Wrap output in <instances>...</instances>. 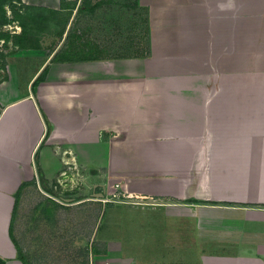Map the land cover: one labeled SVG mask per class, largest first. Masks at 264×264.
Listing matches in <instances>:
<instances>
[{"label": "crops", "instance_id": "crops-1", "mask_svg": "<svg viewBox=\"0 0 264 264\" xmlns=\"http://www.w3.org/2000/svg\"><path fill=\"white\" fill-rule=\"evenodd\" d=\"M134 1L148 57L56 61L17 43L0 59V264H23L20 192L77 175L122 192L98 218L113 264H264V0ZM181 51L201 67L223 52L220 74L180 68Z\"/></svg>", "mask_w": 264, "mask_h": 264}, {"label": "rangeland", "instance_id": "rangeland-1", "mask_svg": "<svg viewBox=\"0 0 264 264\" xmlns=\"http://www.w3.org/2000/svg\"><path fill=\"white\" fill-rule=\"evenodd\" d=\"M80 3V7L76 6L74 10L68 8L60 12L31 9V20L22 19L21 14L29 8H25L19 0L11 3L14 9L6 4L5 24L0 25V59L12 51L14 44L27 43L19 36L13 37L22 29L34 35L35 42L41 43L44 49H63L67 57L74 59L82 56L148 57L151 54L145 36L144 12L134 0H80ZM63 28L64 32L59 35ZM93 46L97 49L92 50ZM203 53L200 52V55ZM208 54L216 56V59L209 61ZM222 54L207 52L203 67L191 61L192 52H176L172 58L178 61L180 68L184 66L197 74L206 66L214 77L220 74L218 64ZM169 70L174 72L177 68L170 67ZM84 173L93 171L84 170ZM84 173L81 172L82 175ZM78 176L62 190L52 182L48 185V192L39 181L18 195L11 234L29 264H113L107 242L103 241L111 236L104 232L108 217L105 214L104 218H98L108 202L116 203L124 197L118 189L103 193L102 184L93 187L91 180ZM97 193H103V197L94 195ZM45 197H52L60 204L49 219L34 212L35 206Z\"/></svg>", "mask_w": 264, "mask_h": 264}, {"label": "trees", "instance_id": "trees-1", "mask_svg": "<svg viewBox=\"0 0 264 264\" xmlns=\"http://www.w3.org/2000/svg\"><path fill=\"white\" fill-rule=\"evenodd\" d=\"M10 7L12 9H14V6L11 4V1L9 3ZM25 8H29L28 11L25 13V14H21L22 15V19H27V20H31L30 19V13H31V9H39V10H43L42 7H39V6H26V5H23ZM34 22V21H33ZM22 26L24 25L23 22L21 23ZM62 31L59 33V35H61ZM22 40H24L25 42H27L26 44L25 43H20L19 42V45L20 47H39V44H37L35 41V37L34 35H32L30 32H28V30L26 29H22L21 31V34L19 36ZM69 51V50H67ZM54 60L56 61H61V60H70V59H74V58H70V57H67V53L65 52V50L63 49H60L54 56L53 58ZM77 59V58H75ZM79 59H82V60H86V59H93L92 57H80ZM95 59V58H94ZM43 75V74H42ZM42 75H41V78H42ZM40 184L41 186L49 192L48 190V186L40 179ZM60 206L59 203H57L56 201H54L52 198H49V197H45L43 198V200H41L34 208V212L38 213L41 217H45L46 219H49L51 217H53L54 215V212L55 210ZM17 251H18V257L19 259L23 262V264H29L27 262V260L25 259V257L23 256L22 253H20L19 249L17 248Z\"/></svg>", "mask_w": 264, "mask_h": 264}, {"label": "water", "instance_id": "water-1", "mask_svg": "<svg viewBox=\"0 0 264 264\" xmlns=\"http://www.w3.org/2000/svg\"><path fill=\"white\" fill-rule=\"evenodd\" d=\"M94 195H97L98 197H103V193H97V194H94Z\"/></svg>", "mask_w": 264, "mask_h": 264}]
</instances>
